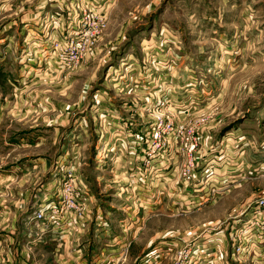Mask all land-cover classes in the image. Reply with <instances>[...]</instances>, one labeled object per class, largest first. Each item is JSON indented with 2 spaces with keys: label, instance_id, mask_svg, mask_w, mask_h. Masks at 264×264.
<instances>
[{
  "label": "rangeland",
  "instance_id": "374dc122",
  "mask_svg": "<svg viewBox=\"0 0 264 264\" xmlns=\"http://www.w3.org/2000/svg\"><path fill=\"white\" fill-rule=\"evenodd\" d=\"M231 4L250 6L242 12L243 8L231 10ZM36 5L52 9L50 14L39 12L36 27L43 31L37 38L21 29L24 20L20 22L23 11ZM255 5L258 13L249 10ZM227 8L229 12L223 13ZM13 19L15 25L0 33V38H11L7 52L15 51L6 67L20 70L17 83L31 86L19 94L21 113L8 108L16 98L7 92L1 136L52 125L48 124L47 139H38L37 144L0 146V164L44 153L56 160L62 148L83 143L78 144L75 134L84 118L88 141L80 150L87 155L80 171L76 167L72 172L87 183L77 200L89 202L92 222L97 202L102 209L114 203L107 234L98 239L90 231L84 236L85 244L99 243L104 252L85 256L87 264H111L116 255L115 264H144L152 249L165 250L154 259L170 264L179 248L196 243L206 232L226 235L234 220L264 195V0H231L229 5L223 0H0V29ZM216 20L227 23L222 27ZM221 30L233 34V44L220 39ZM76 40L82 47L72 63L63 53L74 54L71 41ZM34 52L44 55L41 63L27 60ZM220 63L226 64L227 76L211 77ZM31 65L29 78L25 73ZM212 85L225 86L217 93ZM100 100L129 104V109L114 112L129 113V143L118 133L112 142L96 139L92 122L100 112L93 104ZM46 102L50 106L45 110ZM70 130L74 136L69 142L63 136ZM128 145L129 197L133 182L136 192L143 188L138 196L144 202L129 203V220L116 204L115 196L122 194H113L116 190H109L107 183L114 176L112 160L121 164L119 150ZM112 148L119 151L116 156L102 157ZM73 156L67 154L64 169L76 166ZM95 165L104 168L102 173L94 171ZM68 170L51 175L58 196ZM21 175L9 184L22 190L32 180L40 184L44 170ZM101 175L105 180L99 184L96 176ZM5 192L0 188V200L9 205L15 195ZM195 194L202 202H193ZM69 211L72 216L75 210ZM10 222L8 211L0 216V229ZM39 256L48 262L46 252Z\"/></svg>",
  "mask_w": 264,
  "mask_h": 264
},
{
  "label": "crops",
  "instance_id": "0c3cea01",
  "mask_svg": "<svg viewBox=\"0 0 264 264\" xmlns=\"http://www.w3.org/2000/svg\"><path fill=\"white\" fill-rule=\"evenodd\" d=\"M224 3H229L231 0H223ZM241 1V0H240ZM55 4V3H52ZM72 4V3H71ZM243 4V3H242ZM50 5V4H49ZM58 6V4H55ZM74 6V5H73ZM231 10L232 9H240L243 8L242 12H246V8L250 5H244V6H236L234 4H231ZM43 6L36 5L33 10H26L24 12V17L20 20L23 21V25H21V29H26L29 32V36L32 37V34L34 33V36L37 38V36L41 37L40 28L38 29L36 27V24L39 22L41 17L39 16L40 13H45L48 12V14L51 13L50 8H42ZM54 7V6H53ZM24 8V7H23ZM22 8V9H23ZM29 8V7H28ZM254 11V13H258V6L255 5L254 7H250L249 10ZM44 11V12H43ZM40 12V13H39ZM223 12V11H222ZM225 12H229L228 8ZM211 17V16H209ZM218 17V16H217ZM219 18V17H218ZM217 24L222 26L227 23V21H221V20H216ZM58 23V21H56ZM234 23V22H231ZM15 25L14 19L13 20H8L4 22L1 26L0 33L10 29ZM71 26V23L67 26ZM212 27H215L212 24ZM36 28L37 31L34 29ZM236 33H234L235 35ZM218 36L222 41H230L233 44L232 38L234 37L230 31H223L221 30V33H218ZM7 40V42H3ZM26 43L29 41L26 39ZM11 41V38L8 35H5L4 38H0V123H1V118L2 115L7 113L6 110H4V105L7 102V97L9 95L15 96V100H12L8 108H12L14 110L13 112L16 114L17 112L21 113V110L23 109L21 106V103L18 101L19 94L21 95L23 87H27L29 84L24 83V84H19L18 79L22 76V73L20 70H11L10 68L6 67L7 60L10 57H14L15 51L12 53H8L7 45H9ZM220 49V48H219ZM217 48V51L219 50ZM224 52V50H222ZM19 54V53H18ZM18 54L16 57H18ZM21 55L19 54V57ZM27 60L29 61V58L33 61L35 59H38V62L41 63L42 60L44 59V55L39 52H34V55L31 56H26ZM29 57V58H28ZM226 55H224L223 58H225ZM229 57V54H228ZM213 61H216L217 59H212ZM221 61H224V59H220ZM228 61V59L226 60ZM32 63V62H29ZM219 69L214 70V73H211V77H219L221 75L227 76L225 73L224 69L226 67L225 65L219 64ZM224 66V67H223ZM33 66L27 70L25 73L26 77H32L33 76ZM213 71V70H212ZM22 80V79H20ZM25 80V79H24ZM27 81V79H26ZM224 83V82H223ZM31 86V85H29ZM225 85H219V86H214L212 85L213 89L211 90H216L217 93H220L221 91L224 90ZM219 89V91H218ZM8 92V94H7ZM105 96V92H104ZM103 99V98H99ZM11 100H9L10 102ZM98 104H93L94 110H99V114L96 118L93 120V130L95 132V136L99 139L100 142L103 140L102 138H106L108 140H113L115 133H118L119 135H122V139L129 143V113H125V116H121L119 113H114L118 110L119 107L129 109L126 106H129V104H121V105H116V104H107V102L100 100L97 102ZM49 103H43L45 106V110L49 108L50 105ZM52 106V105H51ZM114 106V107H113ZM116 106V107H115ZM110 108V112L103 116L104 113ZM18 109H20L18 111ZM9 110V109H8ZM86 114V113H85ZM128 114V115H127ZM46 121L47 118L45 119ZM82 124L79 127L80 129H77V134L76 135V140L83 141L82 144L80 145H69L70 148H62V152L57 159L53 160L52 156H49L47 153L44 154H38V155H33L29 157H23V158H17L16 160H11L9 162H4L0 164V188L4 189V191L10 192L11 194H14L15 197L12 202H9V205H6L5 203L0 200V216L5 215L10 211L11 213V221L10 223H6L5 226L0 229V264H87V261L85 260V256L87 258H90L94 256L95 250L97 252H100V255L103 254V250L101 247V244L97 243L95 245V242H91V244L87 245L85 244L84 236L86 233H92L95 234L98 239L107 234V230L111 228L110 224V219L108 218V215L112 214L114 203L109 202L107 203L108 207H104L102 209L99 208V204L97 202V212L93 215L94 221L92 222V211L87 213L85 217L82 218L81 221H79V224H73L72 221L68 222V229L66 232H58V229H51L48 232H46L41 239H38V233H40V229L38 227H34L32 223L28 222V215H30L39 205L46 204L48 202L52 201H57L58 200V195L56 193L57 191V186L54 184V179H52V176H56L59 172V169H62L65 171L66 169L63 168V164L69 159L65 160L67 154H70L73 156L74 154H77V156H73L77 160L76 161V166L71 167L74 171L76 167L80 171L81 165L85 162L84 152H81V148H83V145L88 141V134L86 132V125L87 123L85 122L84 118L82 120ZM52 125L51 123H46L44 130L42 128H36L31 130L29 133H16L12 135H6V136H1L0 133V146H6L7 148H15L22 146L24 143L29 144L30 142H35L37 144V140L40 139L42 141L46 140L48 137V128ZM43 126V125H42ZM1 127V125H0ZM1 129V128H0ZM76 128H73L72 131L74 132ZM118 130V132L116 131ZM71 130L68 131V133L63 136L64 140H67L70 142L73 139V132ZM104 133V135H102ZM228 133V132H227ZM220 136V140L223 141L224 138L226 137V134ZM82 134L84 136H82ZM84 137V138H83ZM118 138V136H116ZM95 139V140H96ZM64 145L62 144V147ZM100 146V145H99ZM98 146V147H99ZM2 148V147H1ZM5 150V149H4ZM4 150L2 152H4ZM71 151V152H70ZM84 151V150H83ZM86 151V150H85ZM120 151V153H119ZM119 151H115L113 148L110 150H107L105 154L102 155V157H108L110 156L111 158L113 156H116L117 153H119V156L121 157V164L117 163L115 164V161L112 160L113 165L109 168L111 171H113L114 175L113 177L111 176L109 180H107L108 183V189L109 190H116L112 192L113 194L117 195V192L121 193L119 197L115 196L116 199V204L117 207L122 208L124 211H126V217L125 219L129 220V203L132 205L135 203L138 204H143L144 202L141 201L138 196L139 191L143 188H140L137 192L135 191V187L137 185H134L133 182H131V193L132 196L129 197V145L128 147H123L122 150L120 149ZM228 151V150H226ZM117 161V160H116ZM100 164V163H99ZM98 164V165H99ZM55 167V168H54ZM98 166L95 165L93 167L94 171L102 173V170L104 169H98L96 168ZM67 168V167H66ZM41 170H44V176L41 180V183L38 184L37 181H31L29 184H27L22 190L17 188L16 186H11L9 184L10 181H16L17 178L19 177V174H25V173H30L32 171L40 172ZM85 170V169H82ZM81 170V172H82ZM48 173H45L47 172ZM52 171V172H51ZM80 174V173H79ZM21 175V176H22ZM43 175V174H42ZM128 177V178H126ZM84 178V177H83ZM105 177L103 175L101 176H96V181L97 179L99 180V184L103 183V179ZM133 178V177H132ZM86 177L84 178V180ZM105 180V179H104ZM112 181V182H111ZM19 183V182H18ZM85 182L83 181V184L85 185ZM243 182H239V186L242 185ZM102 186V185H101ZM105 186V185H104ZM195 190V189H194ZM135 191V192H134ZM5 192V193H7ZM111 193V194H112ZM193 197V202L199 201L200 197L195 194ZM159 200L162 197H158ZM196 199V200H195ZM192 201V200H191ZM105 206V205H104ZM117 209V208H116ZM140 210V209H139ZM104 213V214H103ZM133 219H136L137 216L133 215ZM122 220V218L120 219ZM91 222L93 224H91ZM91 225V226H90ZM78 226V230H73L72 229ZM96 232V233H95ZM111 233V231H110ZM206 234V235H205ZM204 237L200 238L199 241H196V243H192L191 247V254L195 255H200L202 257L203 263L207 262H213V263H220V264H245V261L235 259L234 256L231 255V247H230V242L229 238L227 237V234H222L221 231L220 233H205ZM204 239V240H203ZM203 240L202 243H200ZM89 243V242H88ZM199 244V245H198ZM89 246V247H88ZM88 247V249L86 248ZM91 247V248H90ZM97 248V249H94ZM205 247V249H203ZM99 248V249H98ZM128 250L127 246L121 251V254L124 256V251ZM88 250V252H87ZM99 250V251H98ZM101 250V251H100ZM264 250V248L260 247L259 251ZM151 251V250H150ZM43 252L47 253V258L48 262L43 260L42 257L39 255H43ZM154 252V254H152ZM126 253V252H125ZM166 251L159 250V253H156V249H152V251L148 254H146V259L148 261H145L144 259V264L150 263V264H160L163 260L160 258L154 259L156 256H159V254H165ZM257 254L255 257L254 261L251 262L252 264H264V253ZM38 256V258H37ZM164 258V257H161ZM116 261L112 262L111 264L118 263V256L116 255ZM105 258H103V261ZM102 261V260H100ZM249 261V260H247ZM95 262V261H94ZM93 262V263H94ZM147 262V263H146ZM90 263V264H93ZM100 262L97 261L94 264H99ZM250 263V264H251Z\"/></svg>",
  "mask_w": 264,
  "mask_h": 264
},
{
  "label": "built area",
  "instance_id": "2783aa9c",
  "mask_svg": "<svg viewBox=\"0 0 264 264\" xmlns=\"http://www.w3.org/2000/svg\"><path fill=\"white\" fill-rule=\"evenodd\" d=\"M72 42H75V44H71ZM71 43L74 54L70 55L64 52L63 56L64 59L72 60V63H75L79 58L78 49L82 47V43L78 40L71 41ZM157 135L158 133L155 132V137ZM72 170H68V180L65 181V178H63L65 182L63 181L61 195L58 196V200L39 205L27 217L28 222L32 223L35 228L38 227L40 229L38 239H41L51 229H58V232H66L68 222L72 221L73 224L78 225L79 221L90 212L89 202L77 200L83 192L81 187L84 184L79 173H73ZM70 209L75 210L72 216H69L71 213ZM77 227L75 226L73 229L78 230ZM230 227L227 237L230 242L231 255L238 260L253 262L257 254L260 253L259 248H264V195L256 198L248 206L243 217L239 218L238 216V219H235ZM191 247L192 244L188 245V247L179 248L170 264H220L217 262L203 263L200 255L191 254ZM261 253H264V250ZM148 259L145 261H148Z\"/></svg>",
  "mask_w": 264,
  "mask_h": 264
}]
</instances>
